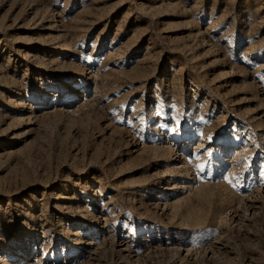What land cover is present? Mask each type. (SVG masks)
<instances>
[{"label": "rangeland", "instance_id": "374dc122", "mask_svg": "<svg viewBox=\"0 0 264 264\" xmlns=\"http://www.w3.org/2000/svg\"><path fill=\"white\" fill-rule=\"evenodd\" d=\"M263 64L264 0H0V264H264Z\"/></svg>", "mask_w": 264, "mask_h": 264}, {"label": "bare ground", "instance_id": "6f19581e", "mask_svg": "<svg viewBox=\"0 0 264 264\" xmlns=\"http://www.w3.org/2000/svg\"><path fill=\"white\" fill-rule=\"evenodd\" d=\"M209 29H211V28H209ZM60 49H63V50H61L60 52L61 53H67L68 52V47H65V48H60ZM67 49V50H66ZM69 53H71V51L69 50ZM246 54L248 53V51H246L245 52ZM67 55H68V53H67ZM261 67H264V64L261 66ZM56 100H57V97H56ZM55 100V101H56ZM56 103V102H55ZM171 135H174V137L175 138H179V139H182V136H181V134H171ZM173 137V136H172ZM234 143V142H233ZM230 144H231V142H230ZM29 251H27L25 254H26V256H28L29 255V253H28ZM25 263H27V262H25Z\"/></svg>", "mask_w": 264, "mask_h": 264}]
</instances>
